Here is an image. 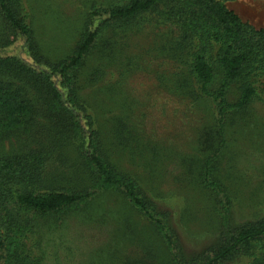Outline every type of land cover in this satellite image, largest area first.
I'll list each match as a JSON object with an SVG mask.
<instances>
[{"label": "rangeland", "instance_id": "obj_1", "mask_svg": "<svg viewBox=\"0 0 264 264\" xmlns=\"http://www.w3.org/2000/svg\"><path fill=\"white\" fill-rule=\"evenodd\" d=\"M221 1L243 22L264 30V0ZM122 2L25 0L36 42L51 62H61L72 53L95 6L108 8ZM164 10L158 7L128 24L105 25L93 53L76 72V85L99 128L103 155L117 171L140 184L156 205V216L166 225L168 218L178 250L191 257L222 241L224 193L231 201L232 224L264 217V102L255 99L244 110H230L224 124L226 143L215 155L221 138L215 103L211 96L195 92L182 33L166 19ZM2 39L13 36L0 16ZM10 49V54L28 57L20 41ZM219 82L218 77L210 92ZM27 90L37 109V124L32 134L2 132L0 157L40 148L47 165L45 187L97 190L59 216L26 214L25 219L34 221L31 244L40 264H174L177 252L168 248L158 222L120 188L98 189L81 155V141L67 138L58 125L65 113L52 114L47 97L43 105L33 88ZM238 96L232 87L229 100ZM207 159L211 169L206 174L222 189L204 179Z\"/></svg>", "mask_w": 264, "mask_h": 264}, {"label": "trees", "instance_id": "obj_2", "mask_svg": "<svg viewBox=\"0 0 264 264\" xmlns=\"http://www.w3.org/2000/svg\"><path fill=\"white\" fill-rule=\"evenodd\" d=\"M122 1L108 8L95 6L72 53L61 62H51L36 42L25 0H0V16L13 36L9 41L0 40V134L11 131L32 134L37 124L34 117L37 109L27 88H33L41 102H47L46 97L49 99L50 104H47L52 114L65 113L63 118L66 120L57 115L58 125L67 138L81 141V155L98 189L120 188L131 203L158 222L168 248L177 252L173 260L176 264H264V217L240 225L232 224L228 218L231 201L224 191L227 206L222 241L211 251L191 257L183 255L175 244L168 218L166 225L156 216L159 214L157 207L140 184L133 177L117 171L103 155L99 128L82 103L76 85V72L93 53L105 25L128 24L137 16L162 6L166 19L173 21L182 33L183 49H188L189 72L197 84L195 92L204 97L211 96L215 103L213 114L217 135L221 137L217 138V155L226 143L224 124L230 110H244L255 99L264 102V30L243 22L221 0ZM17 41L24 44L28 57L10 54V47ZM218 77L219 86L210 92L209 87L218 81ZM234 86L239 96L230 101L229 91ZM42 154L45 155L39 148L23 155L0 157V228H3L0 264H40L32 251L35 246L31 244L34 221L25 219L26 214L59 216L97 192L45 187L43 174L47 165ZM210 169L211 163L207 159L203 166L204 179L222 189L217 180H209L206 173Z\"/></svg>", "mask_w": 264, "mask_h": 264}]
</instances>
